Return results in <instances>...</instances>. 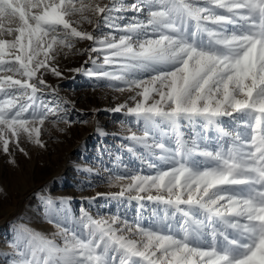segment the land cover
<instances>
[{"label": "snow or ice", "instance_id": "1", "mask_svg": "<svg viewBox=\"0 0 264 264\" xmlns=\"http://www.w3.org/2000/svg\"><path fill=\"white\" fill-rule=\"evenodd\" d=\"M129 10L146 15L123 26L126 17L111 16ZM93 17L118 35L79 29ZM77 40L113 66L88 75L134 93L127 113L143 135L129 139L153 158V174L116 176L112 196L157 202L163 216L150 227L84 210L77 218L42 198L55 231L21 228L11 264H264V0H0L5 153L22 135L45 146L42 126L59 106L41 98L44 72L60 76L56 56Z\"/></svg>", "mask_w": 264, "mask_h": 264}, {"label": "rangeland", "instance_id": "2", "mask_svg": "<svg viewBox=\"0 0 264 264\" xmlns=\"http://www.w3.org/2000/svg\"><path fill=\"white\" fill-rule=\"evenodd\" d=\"M100 2L108 4L109 0ZM135 2L125 0L129 5ZM145 15L144 11L130 10L111 13L113 18L126 17L119 21L121 26ZM95 19L93 24L82 23L79 29L92 32L97 38L109 33L118 35L102 19L97 29ZM92 47L98 45L77 40L71 50L65 49L56 56L53 66L60 76L44 72L48 87L41 98L50 107L59 106L57 115L49 116L42 126L40 138L45 146L30 143L22 135L19 147L10 142L7 153L0 147V264H11L14 253L11 242L21 228L46 235L55 231L45 218L42 198L63 200L62 208L77 218L84 210L94 217L118 215L129 222L139 219L143 226L150 227L163 216L164 205L157 202L129 199L127 194L112 196L120 191L116 176L153 174L148 166L153 158L129 139L133 133L143 135L142 121L127 113V106L134 104L130 99L134 93L118 90L125 87L119 82L87 74L89 70L109 71L113 67L104 65V52H90ZM77 68L84 70L74 71ZM122 104L126 107L114 111ZM223 120L230 123L228 118ZM132 147L136 151H129Z\"/></svg>", "mask_w": 264, "mask_h": 264}]
</instances>
